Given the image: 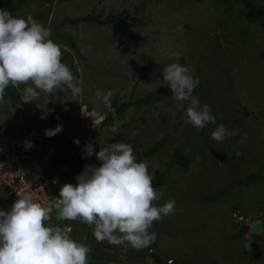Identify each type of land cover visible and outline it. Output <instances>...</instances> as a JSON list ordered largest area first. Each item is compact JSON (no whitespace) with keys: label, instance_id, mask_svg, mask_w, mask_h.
<instances>
[{"label":"rangeland","instance_id":"374dc122","mask_svg":"<svg viewBox=\"0 0 264 264\" xmlns=\"http://www.w3.org/2000/svg\"><path fill=\"white\" fill-rule=\"evenodd\" d=\"M252 1L264 6V0ZM14 2L13 11L2 0L0 8L14 16H31L40 24L45 22L51 34L49 38L61 47L62 62L69 66L76 78L74 82L83 89L79 97L73 96L67 86L53 93L41 91L38 102L47 104L61 121L67 118L75 125L81 123L82 139L85 135L97 152L102 146L117 142L130 144L135 155H140L139 161L147 163L152 179L157 172L165 176V183L154 188L163 195L153 204L160 206L169 199L176 202L173 214L154 221L149 231L155 229L158 238L148 246L135 248L127 243L118 245L91 237L87 246L92 245L97 254L91 253L92 256L100 260L116 257L120 264H157L154 252L163 263L172 258L182 264H264V232L248 231L235 237L242 226H249L256 219L264 223V27L260 21L248 22L244 1ZM46 10H49L46 19L38 17V13ZM124 10L136 20L103 25L63 22L65 18L91 13L105 19L112 12ZM66 35L73 36L76 48L70 45ZM150 61L153 68L142 74ZM174 62L188 66L199 78L200 84L193 95L201 105L211 107L215 123L197 128L187 122L184 112L190 101L176 100L171 91L161 93L159 101L133 104L149 92L169 87L162 73ZM26 86L11 85L21 95ZM98 89L111 90L109 104L96 97ZM10 98L0 100V122L14 117L22 132L28 127L29 114L21 113L19 105ZM113 101L132 104L123 113H115L111 124L92 130L106 118ZM27 103L37 106V101ZM8 122L13 126L14 120ZM221 124L230 134L217 141L212 133ZM165 136L167 140L160 151L146 154ZM177 150L189 157L186 167L177 160ZM213 150L224 154V158L216 157ZM42 154L34 149L25 162L38 165ZM93 157L98 166L101 162ZM51 158L46 156L45 164ZM57 162L50 167L55 168ZM70 168L65 167L64 177L58 175L63 184L73 176ZM252 175L261 178L257 182L248 180ZM241 180L244 184L239 183ZM73 181L69 183L75 185ZM63 184L56 188L58 195ZM220 190L225 191L222 196L215 200L208 198ZM64 221L55 217L52 225L67 226ZM74 221L67 220L74 225L75 232L70 233L74 240L88 232L93 234L94 225L83 221L76 225ZM254 241L259 244L255 251L251 249Z\"/></svg>","mask_w":264,"mask_h":264},{"label":"clouds","instance_id":"9594fccd","mask_svg":"<svg viewBox=\"0 0 264 264\" xmlns=\"http://www.w3.org/2000/svg\"><path fill=\"white\" fill-rule=\"evenodd\" d=\"M50 35V31L33 17L14 16L0 8V100L9 85L26 84L20 99L25 101V106L28 101H37V107L44 109L41 119L52 109L38 102L39 92L53 93L67 86L73 96L79 97L83 91L79 83L74 82L76 78L69 66L61 60V47L49 38ZM162 74L172 97L190 101L184 112L187 122L197 128L215 123L211 107L201 105L199 98L193 95L199 78L188 66L174 62L167 65ZM111 96V90L96 91V97L106 105ZM62 127L58 124L46 129L45 135L52 137ZM227 134L230 133L221 124L212 136L221 141ZM81 139L80 135L75 140L74 149ZM31 146L28 141L26 147ZM84 150L87 156L95 155L101 163L98 166L86 164L77 175L75 185H62L59 201L54 205L58 210L56 219H80L94 225L93 235L98 241L127 243L135 248L148 246L156 239V233L149 229L154 221L176 211L175 200L169 199L160 206L153 204L163 193L154 189L147 163L137 161L130 144L117 142L102 146L97 152L94 145L88 143ZM17 196L10 209L0 208V264H89L90 247L74 240L69 227L46 223L53 210L52 204L34 200L28 192H17Z\"/></svg>","mask_w":264,"mask_h":264},{"label":"trees","instance_id":"16d2710c","mask_svg":"<svg viewBox=\"0 0 264 264\" xmlns=\"http://www.w3.org/2000/svg\"><path fill=\"white\" fill-rule=\"evenodd\" d=\"M4 5L8 7L11 11L15 9V2L14 0H2ZM245 5L244 10V16L248 20L249 23H255L257 21H260L261 25L264 27V6H260L255 4L252 0H243ZM20 3L25 2V0H19ZM49 10H46L43 13H38V17H45L49 12ZM46 19V18H44ZM125 19H132L136 20V18L131 17L130 12L128 10H124L119 13H110L105 19H102L99 14H87L85 16H82L80 18H65L64 23L66 24H78L80 22H88V23H96L99 25L103 24H110L117 21H123ZM43 26L46 27L45 22L42 23ZM65 37V35H61ZM70 45L73 48H76V43L71 35H66ZM154 63L152 61L148 62L146 66L142 69L141 73L145 75L146 72L151 70L153 68ZM200 84V81L198 85L195 87V92ZM164 91H171L170 87L160 88L156 91H152L147 93L145 96L137 99L133 102V104L140 106L142 104H148L153 103L156 101H159L161 99V93ZM11 97V101L14 104H17V100L21 97V94L18 93V91L14 90L11 85H9L5 91L3 97ZM132 103L126 102L122 104H118L117 102L113 101L111 104V109L105 118V120L98 125V128L101 126H104L106 124H111L114 120L115 113L121 114L125 111L126 107H129ZM48 109H51L48 107ZM44 111V109L38 108L36 105H30L27 103L26 105V111L25 114H29L28 119V127H26V130L22 131L20 133V137H25L28 141H31L32 143V149L39 151H42V155H40L39 160L37 161L38 165L35 163H27L26 168L29 171H40L45 172L49 176H56L58 181L56 183V187L61 186L63 184L58 177V175L63 176L62 174L65 173V167H71L69 170V173H71L73 176L71 179H65L64 182H71L73 181L72 178H76V175L82 172L86 164L95 165L93 161V156H87L85 153V145L88 144L87 139L84 135L83 139L80 140L78 148L74 149V143L75 140L80 137V128L81 125H75L73 121H68L67 118L64 120L58 119V115L54 113L53 111L49 112L46 118L41 119V114ZM62 125V130L55 134L52 137H48L45 135V130L54 128L57 125ZM25 128V125H24ZM97 129V128H96ZM95 130V129H94ZM167 140V137L165 136L164 139L160 140L151 150L147 151L146 154H154L161 150L164 142ZM84 154V155H83ZM53 156V158L50 159L49 164H45V157ZM176 157L177 160L186 167L188 165L189 157L183 156L178 150L176 151ZM137 161H139L140 155L136 156ZM55 160H58L56 163L55 168H51L50 166L55 164ZM48 163V162H47ZM261 178V175H252L248 177V180H251L253 182H257ZM73 183L76 184V181H73ZM165 183V176L162 172H157L156 176L152 179V186L154 188H158L162 186ZM239 183L244 184V181H239ZM224 190H220L216 195L209 196L208 198L210 200H215L222 196L224 194ZM56 215L50 222L53 224V220L55 219ZM78 220V222H76ZM74 221V224L78 225L81 220L77 219ZM82 223V222H81ZM65 225H68L69 222L67 220L64 221ZM84 225V223H83ZM85 228V227H84ZM249 231V226L244 225L242 226L239 231L235 234V237H241L245 233ZM86 232V230H85ZM90 235V236H89ZM92 238H95L94 235L90 234L89 232L86 233V236L84 237H78L76 240H83L86 242V245L90 242ZM85 238V239H84ZM89 238V239H87ZM90 253L94 254V249L92 245L90 246ZM246 251V250H245ZM247 252V251H246ZM99 253V252H98ZM97 255V254H94ZM153 259L156 261L157 264H163L162 258L157 256L154 252L152 253ZM114 257L113 259H115ZM118 262V260H116ZM120 264V262H118ZM122 263V261H121ZM89 264H104V262L100 259L90 262ZM165 264V263H164ZM173 264H179L176 261H173Z\"/></svg>","mask_w":264,"mask_h":264},{"label":"built area","instance_id":"2783aa9c","mask_svg":"<svg viewBox=\"0 0 264 264\" xmlns=\"http://www.w3.org/2000/svg\"><path fill=\"white\" fill-rule=\"evenodd\" d=\"M17 105L22 111H25V101L19 98ZM8 121L10 120L7 118L0 122V164L3 165H0V208L10 209L12 203L18 198L17 192L21 194L28 192L31 193L34 200L53 205L48 221L50 222L55 215L57 216L58 211L54 207L55 203L59 201L56 192L57 180L45 172L29 171L26 168L25 160L32 156H29L27 152L26 143L28 140L25 137H20V124L10 126ZM72 226L74 225H67L70 228V233L75 232ZM76 241L82 243L80 240ZM88 258L89 263L98 260L91 253L88 254ZM101 260L104 264H118L116 260ZM172 261L169 259L168 264H171Z\"/></svg>","mask_w":264,"mask_h":264},{"label":"water","instance_id":"95a60500","mask_svg":"<svg viewBox=\"0 0 264 264\" xmlns=\"http://www.w3.org/2000/svg\"><path fill=\"white\" fill-rule=\"evenodd\" d=\"M27 152H28V155H32V147H28L27 149ZM213 154L220 158V159H223L224 158V154L216 151V150H213ZM25 156H27V154H25ZM249 232L251 234H261L264 232V223L261 219H256L254 221H252V223L249 225Z\"/></svg>","mask_w":264,"mask_h":264},{"label":"flooded vegetation","instance_id":"af4514ba","mask_svg":"<svg viewBox=\"0 0 264 264\" xmlns=\"http://www.w3.org/2000/svg\"><path fill=\"white\" fill-rule=\"evenodd\" d=\"M21 113H23V114H25V112L24 111H21ZM153 231L156 233V240H157V232H156V230L155 229H153ZM256 241H254V243H251V244H253V246L251 247V249H253L254 251L259 247V244L258 243H255ZM114 248V247H113Z\"/></svg>","mask_w":264,"mask_h":264},{"label":"crops","instance_id":"0c3cea01","mask_svg":"<svg viewBox=\"0 0 264 264\" xmlns=\"http://www.w3.org/2000/svg\"><path fill=\"white\" fill-rule=\"evenodd\" d=\"M11 112H12V111H11ZM14 114H15V113H12V115H14ZM9 120H10V121H11V120H14V124H15V122H16L15 119H14V117H13V118H10ZM17 123H18V122H17ZM116 260H117V259H116Z\"/></svg>","mask_w":264,"mask_h":264}]
</instances>
